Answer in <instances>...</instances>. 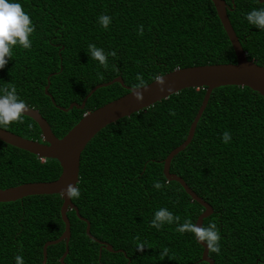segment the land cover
<instances>
[{
	"label": "trees",
	"instance_id": "1",
	"mask_svg": "<svg viewBox=\"0 0 264 264\" xmlns=\"http://www.w3.org/2000/svg\"><path fill=\"white\" fill-rule=\"evenodd\" d=\"M224 1L233 9L228 16L248 59L264 66V30L245 18L264 8V2L235 0L233 8V0ZM10 2L22 5L35 32L31 50L13 47L12 58L0 70V90L14 84L20 99L40 111L58 138L87 112L129 92L116 83L95 92L84 110L58 108L81 105L97 85L122 77L132 87L138 74L150 84L153 75L178 68L237 62L211 0ZM101 15L111 17L107 30L99 23ZM89 44L116 52L115 58L108 56L107 70L91 59ZM51 75L49 92L56 105L45 93ZM205 93L186 89L172 95L109 125L89 143L81 157L80 198L72 201L90 222L93 237L125 254L104 250L100 259V244L70 211L66 264H208L201 261L204 249L194 234L177 232L176 223L150 227L160 208L179 216L180 224L186 219L196 223L204 210L180 183L166 179L164 161L187 139ZM2 129L41 141L39 126L26 116L23 123ZM226 131L228 144L222 140ZM170 172L214 209L204 226L216 223L219 229L220 254H209L215 264H264V98L259 93L247 87L215 89L192 142L172 160ZM61 173L57 160H41L0 141V189L52 182ZM156 181L164 188H154ZM62 205L59 195L0 203V264H16L17 255L24 264H42L44 245L65 231ZM139 243L145 245L143 252L137 250ZM164 248L170 251L161 259ZM65 250V242L49 247L47 264H61Z\"/></svg>",
	"mask_w": 264,
	"mask_h": 264
},
{
	"label": "water",
	"instance_id": "2",
	"mask_svg": "<svg viewBox=\"0 0 264 264\" xmlns=\"http://www.w3.org/2000/svg\"><path fill=\"white\" fill-rule=\"evenodd\" d=\"M211 1L216 8L218 17L220 18L223 28L235 52L237 59L235 64L202 65L175 69L165 75L166 87H170L171 92L165 91L161 93L158 86L153 81L152 83L148 84L147 91L143 92L144 100L142 103H138L134 99L132 95V87L126 86L122 77H117L111 82L97 85L86 96L81 105L78 103H72L67 109L59 106L58 108L65 112H69L74 108L84 110L88 100L95 92H97L99 89L111 86L116 83L121 84L129 92L98 109L87 112L82 117L80 122L62 138H58L54 134L49 122L42 116L39 110L33 107H29L30 111L26 113L25 116L34 120L39 126L41 130V141L26 139L15 133L0 128V141L6 143L7 145H11L15 148L29 152L41 160H57L62 168L60 177L55 181L27 183L8 189H0V203L16 202L27 197L47 195H59L63 200L61 216L65 224V231L60 238L57 240L48 241L44 245L42 264H47L48 248L58 245L62 242H65L66 250L63 256L60 258V263L66 264L65 260L70 252L69 245L72 236L71 223L68 218V213L70 211H75L79 219L87 224L86 232L91 239L100 245L105 246L109 252H115L111 245L93 237L91 234L90 222L80 215L78 208L72 200H69L66 196L62 197L59 193L66 189L68 184H72L74 186L79 185L82 154L89 143L103 129L118 122L121 119L149 109L157 103L167 100L172 95L178 94L186 89H206V93L202 105L193 123L191 124L187 139L182 145L174 149L165 159L164 175L168 181L180 183L192 200L203 207L204 210L196 222L197 226H203L204 220L209 218L214 213V209L209 203L200 198L181 177L170 172L172 160L179 153L183 152L192 142L197 126L215 89L224 86H236L243 88L247 87L259 93L264 98V66L258 65L256 62L248 59L247 54L244 51L228 16V11L233 9H231L224 0ZM261 1L264 2V0ZM235 7V0H233V8ZM62 70L63 69L61 67V71ZM52 76L53 75L48 78V84L45 88V93L56 105L53 96L49 92ZM199 244L204 249L201 261L208 264H215L214 259L210 258L209 256L206 245L201 243ZM101 251L102 249L100 250V259Z\"/></svg>",
	"mask_w": 264,
	"mask_h": 264
},
{
	"label": "clouds",
	"instance_id": "3",
	"mask_svg": "<svg viewBox=\"0 0 264 264\" xmlns=\"http://www.w3.org/2000/svg\"><path fill=\"white\" fill-rule=\"evenodd\" d=\"M246 20L255 28L264 30V8L253 9L246 15ZM99 23L107 30L111 17L101 15ZM35 32V26L32 24L31 18L25 13L23 7L19 3L10 2V0H0V70L4 69L8 61L12 58V49L14 46H22L25 50H31L32 41L30 36ZM139 35H143V25L139 26ZM88 53L92 60L98 61L99 65L105 70L109 68L108 56L116 57V52L105 53L102 48L96 47L94 44L88 45ZM114 70H116L114 68ZM97 77L100 80L104 79L102 73L98 72ZM151 79L156 83L161 93L171 92L170 87H166L165 75L163 73L153 75ZM137 83L132 86V95L138 103L144 100L143 92L147 91L148 82L143 78L142 74L136 76ZM0 128H8L14 122L23 123L24 116L30 111L29 105L20 99L17 95V89L14 84L8 83L0 90ZM170 115H175L174 111H170ZM222 140L225 144L231 141L229 132H224ZM154 188L161 190L164 184L156 181ZM62 197H67L69 200H77L80 198V189L77 185L68 184L66 189L59 193ZM180 217L174 215L167 208H160L155 212L154 218L151 221L150 227L157 230L164 225L176 223L178 226L175 229L177 232L194 234L195 239L206 245L209 254H220V233L216 223H210L208 226H197L191 220L186 219L182 224L179 223ZM139 241V236L135 238ZM145 249L144 243L137 244V250L143 252ZM169 249L164 248L161 253V259L168 257ZM16 264H24L23 257L17 255L15 257Z\"/></svg>",
	"mask_w": 264,
	"mask_h": 264
},
{
	"label": "flooded vegetation",
	"instance_id": "4",
	"mask_svg": "<svg viewBox=\"0 0 264 264\" xmlns=\"http://www.w3.org/2000/svg\"><path fill=\"white\" fill-rule=\"evenodd\" d=\"M203 212V211H202ZM102 242H105V241H102ZM105 243H107V242H105ZM107 244H109V243H107ZM110 245V244H109ZM101 246V248H100V250L102 249V251H101V254H102V252L105 250V251H108L107 249H106V247L105 246H102V245H100ZM112 246V245H111ZM114 249V248H113ZM114 251L115 252H113V253H121V252H118V251H122V250H115L114 249ZM109 252V251H108ZM111 253V252H110ZM130 263V262H129ZM101 264H103V263H101Z\"/></svg>",
	"mask_w": 264,
	"mask_h": 264
}]
</instances>
